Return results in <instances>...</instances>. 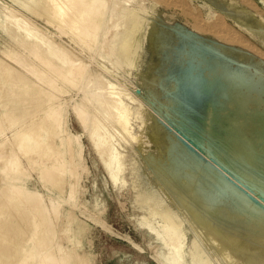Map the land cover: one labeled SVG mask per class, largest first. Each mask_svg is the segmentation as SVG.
Listing matches in <instances>:
<instances>
[{"label": "rangeland", "instance_id": "374dc122", "mask_svg": "<svg viewBox=\"0 0 264 264\" xmlns=\"http://www.w3.org/2000/svg\"><path fill=\"white\" fill-rule=\"evenodd\" d=\"M184 4L205 20L221 15L238 35L264 52V0ZM135 8L136 20L119 27L109 22L113 29L105 49L101 48L105 31L97 41H81L76 29L49 22L52 15L43 10L31 14L18 9L49 40L83 62L86 73L68 84L57 73L47 72L59 88L51 91L56 95L53 100L46 98L38 107L30 103V109L37 107L33 113L31 100L0 104V150L7 145L19 152L26 188L38 189L44 198L56 195L40 179L38 160L44 157L18 151L20 142L12 131L22 121H10L4 113L23 115L29 109V114L43 117L52 107L62 112L60 134L72 137L74 151L44 158L50 162L64 156L73 163L69 160L64 175L69 182L63 197L55 196L61 205L50 247L60 264L72 250L85 255L89 264H264V232L257 216L264 215V57L197 29L187 13L171 4L144 0ZM131 32L128 46L116 49L117 41ZM8 35L0 25V59L16 64L2 51L6 45L44 68L28 47H20ZM111 95L120 104L114 119L126 123L120 133L104 116L99 99ZM83 106L86 127L76 114ZM94 118L112 134L110 165L100 162L89 146ZM120 152L128 164L121 162ZM31 156L36 157L33 163ZM71 166H77V177ZM0 168V183L7 173L15 174ZM70 184L75 191L69 190ZM100 184L103 191L98 190ZM207 220L219 222L218 238L209 235ZM234 231H239L233 239L239 247L233 251L237 261L225 257L231 243L225 235ZM174 234L179 240L176 247L169 241Z\"/></svg>", "mask_w": 264, "mask_h": 264}, {"label": "bare ground", "instance_id": "6f19581e", "mask_svg": "<svg viewBox=\"0 0 264 264\" xmlns=\"http://www.w3.org/2000/svg\"><path fill=\"white\" fill-rule=\"evenodd\" d=\"M111 1H113L111 4L110 2L107 4L108 0H0L1 27L9 33L8 36L12 37V40L14 39V41L16 40V42L21 44L20 47H28L26 50L30 51L34 59H38V62L44 65H42L44 68L37 67L29 60L24 59V57L21 58L20 54L13 48L5 45L2 51L7 55L6 57H10L9 59H12L16 64L12 65L0 59V104L6 105V103H8L11 105L16 102L17 99L24 100L25 102L31 100L29 102V109L31 108L30 103L31 105L35 103L34 105L38 107L46 98H52L53 100V97L56 95L51 91H56L59 88L54 79L49 76V72L52 71L54 74L57 73L61 79L67 80L68 84H73V77L80 76L83 78V75L86 73L83 62H80L77 58L69 54L60 44L49 40L42 30L31 22V19L27 17L26 14L18 10L19 8H23L29 11V13L31 12V14L32 12L33 14L34 12L41 14L40 11L43 10V14L47 13L50 16L52 15V18L48 19L49 22L56 23V21H58L66 28L76 29V37L81 41L89 39L91 42L97 41L101 31H105V39L101 42V48L105 49L107 47V41L111 38L108 37V34L112 32L113 29L109 26V22L111 23L112 21V23H115L116 27H119L126 24L128 20H136L139 13L135 7L144 2V0H117L120 1H116L117 3L115 0ZM160 1L168 5L171 4L187 13V15L194 20L197 29L211 31L225 42L240 45L259 58L264 57V52H260L251 42L238 35V33L225 22L221 15L214 14L211 15L208 20H205L202 19L200 14L195 12L194 9L190 10L184 4L185 0ZM121 4L123 5V12L120 11L119 13L117 9ZM39 7L41 8L40 10H38ZM37 14L35 15L38 17ZM43 14L42 16H44ZM60 30L63 29L59 27L58 31ZM132 37V32L127 33L124 39L121 37V40L117 41L118 44L115 45V48L121 49L128 46ZM28 51L27 54L29 53ZM126 55L128 56V54ZM130 57L129 59H131ZM54 58L56 59L55 61L53 60ZM6 99L8 101L4 102ZM99 99L106 109L104 116L112 119L113 123L111 124H115L116 127L118 126L120 129L119 133L124 131L126 129V123L119 119H114L117 111L120 109L117 96H103L99 97ZM24 101L22 103H24ZM34 105L32 106L33 108L30 109L31 111L37 108ZM58 108H60V105ZM84 108L86 107L83 106L80 108L76 114L78 118H83L81 119V125L86 127L88 126L86 124V122H88V114ZM23 109L26 110L25 108ZM28 110L22 112H26L23 114L25 117L18 111H6L4 113L9 120L13 119L16 121L19 119L22 121V125L12 131L13 136L16 137V139L18 138L20 142L17 147L18 151L22 154L38 152L40 156L44 158L45 156H49L48 158H50L54 153L58 155L62 154L66 149L67 151L69 150V152L74 151L72 137L66 134V132L63 136L60 134L64 130L60 128L63 115L59 109L52 107L47 111L46 116L43 117L31 115L28 113L30 110ZM9 120L6 121L9 122ZM92 124L93 126L90 128L89 132L91 138L89 146L91 150L96 152L100 162L104 165H110L112 163L110 158L112 134L108 131L107 126L99 122L97 118L93 119ZM8 125L10 126L11 124L8 123ZM58 134L60 136L57 139ZM3 143H7L6 140L3 141L2 144ZM61 144L64 145L63 148ZM78 144L79 148H77V151L81 152L83 150V145L81 142ZM122 153L120 152L121 162L123 164H128V160L122 156ZM18 156L19 152L15 153L12 146L7 147V145H5V148L0 150V159L4 162L0 163V165L2 164V173L7 170L15 172V174L7 173L3 178V182L0 183V264H60L53 253V249L50 247L53 237H55L53 222L56 216L58 220V207L61 205L56 201L55 196L60 198L63 197L65 193L69 181L64 175L70 168H68V163L70 164V161L72 163V160L69 159V161L64 156L55 157L50 162H47L44 158H42V161L40 159L38 160V164H41L39 172L40 179L50 184L49 189L51 193L56 194L49 196L50 198H44L38 189L25 187L24 180L26 179V175L21 174L23 168ZM34 156L29 157L32 163L36 161V157ZM69 156H71V154H69ZM76 167L73 168V166H71V170L74 171ZM76 171L77 170L74 172L77 177L76 173L78 172ZM75 181L74 185L76 186ZM70 186L69 190L75 191L71 184ZM98 190H104L101 184L98 186ZM72 192L68 194L70 195ZM105 196L109 197L108 194H105ZM208 199L210 201L214 200L212 197ZM116 213L114 216H117ZM257 216L260 220V229L264 232V215L258 213ZM68 217H70V214ZM71 218L72 217H70V219ZM56 222L57 221H55V224ZM206 224L209 235L218 238L217 231L220 227L219 222L207 220ZM238 232L239 231H234L225 235L226 241L231 242L228 244L229 250L226 252L225 257L234 261H237L238 258L233 251H238L239 247L233 239L238 235ZM68 238L70 237L68 236ZM169 241L174 247L178 246L179 240L176 234H174ZM220 244L223 243L220 242ZM61 260H63L64 264H89L88 258L85 255L73 250L67 251L60 261ZM253 260L254 258H244V261L247 262Z\"/></svg>", "mask_w": 264, "mask_h": 264}]
</instances>
